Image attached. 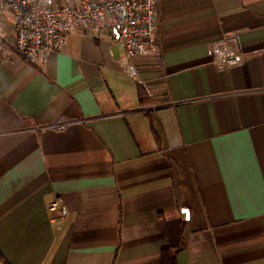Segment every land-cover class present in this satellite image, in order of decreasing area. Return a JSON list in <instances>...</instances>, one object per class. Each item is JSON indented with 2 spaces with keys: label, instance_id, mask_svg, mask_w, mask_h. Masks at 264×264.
I'll list each match as a JSON object with an SVG mask.
<instances>
[{
  "label": "crops",
  "instance_id": "obj_1",
  "mask_svg": "<svg viewBox=\"0 0 264 264\" xmlns=\"http://www.w3.org/2000/svg\"><path fill=\"white\" fill-rule=\"evenodd\" d=\"M160 24L136 79L108 35H70L41 73L0 25L8 264H162L181 243L179 264H264V0H161ZM223 44L245 61L223 68Z\"/></svg>",
  "mask_w": 264,
  "mask_h": 264
},
{
  "label": "built area",
  "instance_id": "obj_2",
  "mask_svg": "<svg viewBox=\"0 0 264 264\" xmlns=\"http://www.w3.org/2000/svg\"><path fill=\"white\" fill-rule=\"evenodd\" d=\"M160 4L161 0H0V13L8 15L4 22L9 24V34L14 35L13 50L24 60L35 64L42 58L46 63L52 53L65 49L67 38L73 34L108 35L124 45L127 72L136 79L139 60L162 51ZM5 42L0 40V54ZM216 55L226 69L245 61L244 55L227 44L219 46ZM70 125L72 121L61 119L49 128L63 131ZM59 204L50 209L56 210Z\"/></svg>",
  "mask_w": 264,
  "mask_h": 264
},
{
  "label": "trees",
  "instance_id": "obj_3",
  "mask_svg": "<svg viewBox=\"0 0 264 264\" xmlns=\"http://www.w3.org/2000/svg\"><path fill=\"white\" fill-rule=\"evenodd\" d=\"M28 64L32 65L33 67H36L41 73L43 72L41 68L36 66V64L31 63L28 60H25ZM153 135L156 139H158L157 134L152 128ZM185 250V245L181 243L178 247H165L161 251V263L162 264H179V255ZM0 261L2 264H8L7 260L4 258V256L0 252Z\"/></svg>",
  "mask_w": 264,
  "mask_h": 264
},
{
  "label": "rangeland",
  "instance_id": "obj_4",
  "mask_svg": "<svg viewBox=\"0 0 264 264\" xmlns=\"http://www.w3.org/2000/svg\"><path fill=\"white\" fill-rule=\"evenodd\" d=\"M0 20H2L1 27L5 25V20H8V15L6 13H0Z\"/></svg>",
  "mask_w": 264,
  "mask_h": 264
}]
</instances>
